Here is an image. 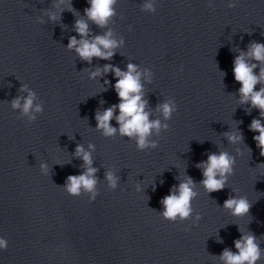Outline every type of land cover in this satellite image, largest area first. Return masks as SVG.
Segmentation results:
<instances>
[{"label":"clouds","instance_id":"1","mask_svg":"<svg viewBox=\"0 0 264 264\" xmlns=\"http://www.w3.org/2000/svg\"><path fill=\"white\" fill-rule=\"evenodd\" d=\"M87 2L89 7L84 9L87 20L76 19L73 26L80 39H77L75 35L70 36L67 49L74 50L81 60L88 63H91L93 58L111 60L115 55V50L125 44L124 38L115 39L111 29H108L103 35H93L88 21L95 24L97 28H107L109 21L116 15L117 0H87ZM236 6L235 0L228 4L229 8ZM52 7L59 12L66 10L72 12L74 16L78 15L72 7L71 0H67V4L65 0H53ZM141 10L150 14L155 13L156 0H144L141 4ZM44 11L53 23L61 19L60 15L55 12ZM257 68H259L258 74L254 71ZM232 72L235 81L240 84L238 103L248 105L250 109L255 108L259 111V118H254L251 121L249 130L258 133V135L253 136V140L259 149L260 156L264 157V44L252 42L247 51H239V55L233 61ZM108 73L113 74L115 84L109 80H104V84L114 88L119 102L102 112L99 110L96 112V129L102 131L105 137L114 136L118 132L121 136L135 138L136 147L139 151L148 148L156 149L158 142L150 140V137L153 132L159 136L161 130L168 131L169 125L167 123L162 124L159 119H149L151 113L145 111L147 101L143 99V85L138 65L128 63L126 70H121L112 64H105L102 71L97 68L96 71L90 72L89 79H95L97 76ZM221 75L223 77L224 73ZM258 84L260 88L256 90ZM19 91L27 93V95L15 97L10 102L11 108L19 110L21 117H26L28 123H33L37 119L35 114L43 113V106L35 103L36 93L29 89L28 84H22ZM177 108L178 105L173 100L157 105V110L166 121L172 118ZM113 119L119 125L118 128L112 126L111 121ZM223 135L230 144L243 143L244 141L243 133L238 127L236 131L225 132ZM88 149L85 150L82 144L76 146L73 155L83 161L84 171L79 175H69L63 186H57L62 187L63 191L71 197H81L85 193L90 194L88 199L91 203L99 195L96 187L98 169L92 166V150L95 149V146L90 143ZM247 150L252 152L251 148H247ZM235 166L236 158L227 151L209 153L206 160L196 165L203 176L199 183L209 194L222 191L228 185L229 177L234 174ZM39 169L42 175H49V166L46 162L40 163ZM105 179L110 189H116L119 178L112 171L105 173ZM195 186L196 182L191 177H186L178 185L173 186L169 194L160 201L163 206L160 215L170 223H176L178 217L180 220L190 218L193 213L192 202L198 195L194 191ZM136 191H140L139 184L136 185ZM223 207L230 210L233 216L244 217L249 213L252 204L245 196L230 195L224 201ZM200 218L197 215L196 219L199 220ZM234 246L236 252L226 248L219 256V260L223 264H258V261L261 260L260 243L253 233H245L241 230V236L234 241ZM7 247L8 241L0 237V250H7Z\"/></svg>","mask_w":264,"mask_h":264}]
</instances>
